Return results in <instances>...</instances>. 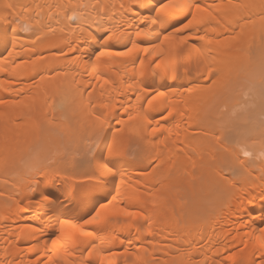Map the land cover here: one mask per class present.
<instances>
[{"label":"bare ground","instance_id":"6f19581e","mask_svg":"<svg viewBox=\"0 0 264 264\" xmlns=\"http://www.w3.org/2000/svg\"><path fill=\"white\" fill-rule=\"evenodd\" d=\"M261 77L264 0H0V264H264Z\"/></svg>","mask_w":264,"mask_h":264},{"label":"rangeland","instance_id":"374dc122","mask_svg":"<svg viewBox=\"0 0 264 264\" xmlns=\"http://www.w3.org/2000/svg\"><path fill=\"white\" fill-rule=\"evenodd\" d=\"M257 74V75H256ZM255 76H258V75H262V74H259V72L258 73H255L254 74ZM34 78V77H33ZM263 78L264 77H261V79H259V78H256V80H255V82H252L251 81V79L249 80V78H245L246 80H244L243 78H241V80L239 79H237L236 81H231V82H229V84L227 85V87H228V89H227V87H226V92L228 91V93H229V96L227 95L226 97H225V94H223V96H224V98H221L222 97V95H221V97L220 96H218V98L216 97L215 99H216V101L218 102V100H220L219 102L221 103H219V104H217V106H220L219 108L217 107V109H219V110H217V112H218V114H217V116H216V118H215V124L217 123L218 125H217V127H216V125H215V127L217 128V130L214 128V127H212L211 126V124L213 123H211L210 124V126L214 129H212L213 131H212V134L211 135H213L211 138H212V140H215V141H213L214 142V145L216 146H214V149L215 150H217V148H218V150L216 151V152H218V153H220V152H222L223 150V148L221 147V145L222 144H224V143H222V140L220 139V138H224L225 136V138H226V142H225V144H228V143H230L231 142V144H234V146H235V144H236V146H237V138L239 137V136H237L238 134H243V132L245 131V128H244V126L246 127V125L245 124H242L241 125V123L244 121L243 120V118H244V115H245V107H246V105L249 103V102H251L252 100H253V93L252 92H249V91H252V86H257L256 88H260V85L261 86H264V80H263ZM248 79V80H247ZM263 80V81H262ZM211 81L212 80H210V81H208V83H211ZM240 81V82H239ZM259 81V82H258ZM262 82H263V84H262ZM257 83V84H256ZM46 86H48L49 88H52V87H54L53 85H54V83H47L46 82V84H45ZM259 85V86H258ZM233 90H235V92H237V93H234L233 91H232V89ZM237 88V89H236ZM92 88H88V90H87V92H88V94H89V91L91 90ZM229 89H230V91H229ZM262 89H263V87H262ZM261 89V90H262ZM239 92H238V91ZM243 90V91H242ZM263 91H264V89H263ZM230 92H233V93H230ZM230 94H232V95H230ZM241 94V95H240ZM92 95V94H91ZM240 95V96H239ZM93 96V95H92ZM264 96V95H263ZM94 97V96H93ZM214 99V100H215ZM263 99V98H262ZM261 99V100H262ZM263 101V108H264V100H262ZM237 102V103H236ZM240 104H239V103ZM46 104H45V106L46 107H49V105H50V103H51V100H47L46 102H45ZM55 103L56 102H54L53 103V106H55ZM231 105V106H230ZM240 105V106H239ZM228 107H230V108H228ZM243 108V109H242ZM238 109V110H237ZM240 110V111H239ZM230 112V113H229ZM239 112V113H238ZM223 115V116H222ZM231 115V116H230ZM235 115H237V116H235ZM212 117V116H211ZM236 118H238L239 120H237ZM74 119V118H73ZM72 119V120H73ZM233 119H236L237 121H239L240 122V125L236 122V120H234L233 121ZM72 120H70V121H68V123L69 124H71V121ZM230 120V121H229ZM243 120V121H242ZM218 121V122H217ZM242 121V122H241ZM73 122V121H72ZM228 123L230 124V125H228ZM231 123H232V125H231ZM224 124V125H223ZM227 124V125H226ZM213 125V124H212ZM221 125H223V126H221ZM227 126V127H226ZM229 126V127H228ZM243 126V127H242ZM219 127V128H218ZM232 127V128H231ZM220 128H223L222 130L220 129ZM244 128V129H243ZM220 131H219V130ZM225 129V130H224ZM224 130V131H223ZM231 130V131H230ZM240 130V131H239ZM244 130V131H243ZM214 131H215V133H214ZM217 131V132H216ZM243 131V132H242ZM53 132H57V131H55V130H53ZM225 132V133H224ZM226 132H227V135H226ZM222 133V134H221ZM230 133V134H229ZM235 133V134H234ZM237 133V134H236ZM46 133H44V135H45ZM61 135L62 137H63V133H58V135ZM63 134V135H62ZM43 135V136H44ZM231 135V136H230ZM236 135V136H235ZM219 137V138H217L218 140H221V143H220V141H218L217 142V140H216V137ZM40 137H42V135H40ZM39 137V138H40ZM215 138V139H214ZM222 138V139H223ZM230 138H231V140H230ZM229 139V140H228ZM237 139V140H236ZM224 140V139H223ZM230 141V142H229ZM220 144V145H219ZM224 144V145H225ZM230 144V145H231ZM229 145V144H228ZM233 146V147H234ZM56 153V152H55ZM54 153V151L53 152H51V153H49L47 156H49V158H47L46 159V157L43 159V161L45 160V161H49L48 163H50V164H52V165H54L55 163L54 162H57L58 161V157H57V155L59 156V154H55ZM56 156H55V155ZM54 155V156H53ZM51 157V158H50ZM54 157V158H53ZM56 158V159H55ZM241 158H244V155L241 157ZM56 160V161H55ZM239 162H233V165H231V163H229V167L227 166V168H229L230 169V167H231V169L229 170L228 169V171H231L232 170V168H233V170H238V168L241 166V160H238ZM53 162V163H52ZM234 164H235V166H234ZM226 165V164H225ZM231 165V166H230ZM238 165H240L239 167H237ZM234 166V167H233ZM236 167H237V169H236ZM226 167H225V170H224V172L226 173L225 174V177H226V182H230V178H231V176H233L234 174H232L233 172H228L226 169H227ZM243 170V172H245L244 171V169L242 168V167H240L239 168V170L240 171H237L238 173H236L234 176H238L237 178H240V177H242V176H244V173H243V175H242V170ZM27 172V171H26ZM235 172V171H234ZM241 173V174H240ZM241 175V176H240ZM246 175V174H245ZM221 197H223V200H224V202L225 201H227V199H228V197H229V195L227 194V192L226 191H221ZM94 212V211H93ZM263 258V257H262Z\"/></svg>","mask_w":264,"mask_h":264},{"label":"snow or ice","instance_id":"6c2138e0","mask_svg":"<svg viewBox=\"0 0 264 264\" xmlns=\"http://www.w3.org/2000/svg\"><path fill=\"white\" fill-rule=\"evenodd\" d=\"M90 222V221H89Z\"/></svg>","mask_w":264,"mask_h":264}]
</instances>
